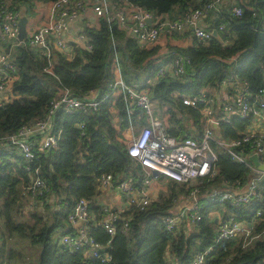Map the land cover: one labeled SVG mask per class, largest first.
Listing matches in <instances>:
<instances>
[{"label":"trees","instance_id":"obj_1","mask_svg":"<svg viewBox=\"0 0 264 264\" xmlns=\"http://www.w3.org/2000/svg\"><path fill=\"white\" fill-rule=\"evenodd\" d=\"M29 1L13 0L14 4ZM115 1H128L155 14H168L172 19H179L211 0ZM3 2L0 0V5ZM243 7L241 16L226 8L217 18L209 15L212 34L207 43L193 38L191 46H170L160 62L153 58L158 52L157 47H144L117 25L110 27L103 19L99 28L84 27L93 51L75 46L74 59L58 51L48 58L43 49L29 44L17 49L13 58L16 67L13 100L0 105V264H169L168 250L180 262H188L195 253L214 244L217 223L210 215L213 209L226 207L243 220L257 216L264 206V199L256 200L246 208H234L219 198L211 201L204 197L201 222L192 226L189 234L183 231L174 233L167 229L165 219L174 213L179 198L187 194L188 188L170 179L166 189L144 209L132 207L128 214L133 219L127 227L124 223H116L114 235L108 234L101 225L90 227V234L98 242L107 244L111 241L112 260L103 263L99 259L87 258L80 249L74 252L64 250L59 238L72 231L67 218L80 198L91 200L92 210L100 213L96 197L100 193L99 177L102 173L113 174L116 178L130 173L138 184L145 175L141 164L128 153L123 133L129 122L121 97L110 95L97 111L89 114L59 112L55 122V129L61 131L57 149L40 154L33 163H27L7 139L21 127L43 118L60 89L67 88L84 96L98 88L106 95L107 84L112 79L114 50L119 55L127 82L142 84L149 89L168 133L177 139H198L206 124L203 107L201 104L196 107L185 105V97L211 93L230 77L235 81H247L254 97L264 95V0H253ZM253 8L258 14L256 17ZM179 35L185 34L170 36ZM177 55H185L191 60L185 75L174 77L168 71L148 84L153 73ZM49 68H52L51 72ZM218 112H221L220 108ZM132 116L136 117L138 124L145 123L139 110L135 109ZM80 122L85 124L83 137L77 127ZM250 124V118L233 116L229 121H221L215 131L224 139H237ZM216 150L217 175L202 180L204 193L221 190L226 184L238 180L246 181L250 176L245 165L232 160L224 150ZM36 169H39L38 173ZM36 176L49 184L62 208L54 211L46 203L44 213L29 212L26 219L23 215L28 200L23 196V188ZM260 192L264 198V183ZM256 223V231H262L264 215L259 216ZM204 264H264V239L246 246L240 240L218 243Z\"/></svg>","mask_w":264,"mask_h":264},{"label":"built area","instance_id":"obj_2","mask_svg":"<svg viewBox=\"0 0 264 264\" xmlns=\"http://www.w3.org/2000/svg\"><path fill=\"white\" fill-rule=\"evenodd\" d=\"M31 1V0H30ZM29 1V5H30ZM36 11L47 9L48 14L43 24L20 39V6L13 0H4L0 5V96L9 89H13L16 67L13 63L17 49L25 44L44 50L48 58L54 51L66 54L70 59L75 58V46L69 39L72 25L79 19L105 20L111 27L117 25L130 37H134L141 44L149 45L159 41L163 35L188 34L202 43H207L212 31L201 24L204 16L215 15L217 18L222 9H230L241 16L243 4H251L253 0H211L202 8L192 9L187 15L179 19H172L168 14H155L128 1L115 0H32ZM242 1V3H241ZM254 17L258 16L253 8ZM92 26V22L87 23ZM223 28V25H221ZM75 41L83 50L93 51V45L83 29H78ZM191 60L185 55H177L160 66L152 75L151 80L165 76L168 71L172 76L185 75ZM52 68L48 71L51 72ZM112 79L107 84L108 93L102 94V89H94L84 96L76 95L72 90L63 88L58 91L43 118L37 119L21 127L7 139L10 145L27 162L33 163L40 154L57 149L61 139V131L55 129L56 117L59 112L73 114L77 112L89 114L97 111L100 105L110 95L121 97L125 104L129 127L126 139L129 155L137 160L145 171L142 180L137 183L132 174L128 173L116 178L113 174L102 173L99 177V197L106 191H115L125 200L124 209H115L107 203L102 204L99 214L92 210V201L80 198L69 213L67 222L71 230L59 238V244L66 251H83L87 258L99 259L103 263L112 260L109 243L101 244L91 234L92 225H101L108 234L117 231L116 223H124V227L133 219L128 214L132 207L144 209L153 200L151 188L160 175L184 184L187 194L179 198L186 201L185 207L177 210L165 219L168 230L189 234V226L200 223L203 219L204 197L211 201L219 198L227 201L234 208H246L256 200L264 199L260 188L264 183V169L257 167L250 156L257 154L264 163V126L253 127V123H260L264 119V95L254 97L247 81H235L233 77L224 79L219 89L211 93L202 92L194 97H185V105L192 107L202 105V113L206 119L204 130L198 139H177L170 135L165 120L160 117L151 100L149 89L142 84H130L123 72L119 55L114 50L112 63ZM5 102L0 101V105ZM218 108L221 112H218ZM141 112L145 123L138 124L132 116L134 110ZM233 116L250 118L251 124L243 135L237 139H224L215 131L221 121H229ZM81 136L86 134L85 124H77ZM220 148L229 153L232 160L245 165L249 171L246 181L238 180L226 184L221 190L211 192L202 191V180L214 178L217 175L216 162ZM37 173L39 169L35 170ZM23 196L28 200L26 212L42 211L45 204H50L54 211L62 208L49 184L40 176L34 177L23 188ZM45 198L43 200L42 198ZM41 199V200H40ZM123 214H127L126 217ZM264 215V206L252 220L239 219L235 213L222 215L219 218L214 244L206 250L194 254L188 262H180L175 254L167 251L169 264H204L206 257L218 243L223 241L240 240L244 246L264 239V229L256 231L259 216Z\"/></svg>","mask_w":264,"mask_h":264},{"label":"crops","instance_id":"obj_3","mask_svg":"<svg viewBox=\"0 0 264 264\" xmlns=\"http://www.w3.org/2000/svg\"><path fill=\"white\" fill-rule=\"evenodd\" d=\"M20 20L21 19H26V32L29 35L30 32H32L34 29L38 28L40 25L43 24L44 20L47 17L48 11L47 9H41L39 11H36V9L33 7V1H30L26 4H23L20 6ZM92 22L93 27L99 28L100 27V19H94V18H89V19H79L76 21L69 32V39L73 42V45L79 48H82L79 43L75 41L76 39V34L78 29H83L86 25H88V22ZM210 22L211 19L208 18V16H204L201 19V24L205 27L208 28L210 27ZM194 44L193 38L189 36L188 34L185 35H179L177 37L175 36H170V35H163L158 42L154 44H149V45H144V47L151 49V48H158V52L156 55H154V59H158L162 61L165 58V54H167L168 49L170 46H176V47H187L191 46ZM160 57H162L160 59ZM13 89H9L6 93H4L2 96H0V101L1 102H9L13 100ZM253 127H262L264 126V119L260 121V123H253ZM129 134L128 130H125L123 135L124 137H127ZM126 142V141H125ZM163 175H158L156 180L153 183V186L151 188L152 196L154 197V200H156L160 193L165 190V188L162 186V184L159 183L160 179H162ZM164 177V176H163ZM96 201H101L102 204L107 203L109 205L114 206L115 209H124L126 207L125 200L122 196L118 195L117 192L115 191H106L102 193L101 199L99 196L96 197ZM186 201H183L181 199L178 201V205L176 206V209H174V213L185 207ZM100 206V205H99ZM101 207V206H100ZM225 214H230V211L226 207L218 206L215 209H213L210 212V215L212 216V219L215 223H217V226L219 224V218L222 215Z\"/></svg>","mask_w":264,"mask_h":264},{"label":"water","instance_id":"obj_4","mask_svg":"<svg viewBox=\"0 0 264 264\" xmlns=\"http://www.w3.org/2000/svg\"><path fill=\"white\" fill-rule=\"evenodd\" d=\"M214 34H216V32L214 31ZM27 37V32H26V19H21L20 21V39H25ZM215 129H218V126L214 125ZM250 160L253 161V163L259 167L260 169H264V163H262L260 161V158L257 154H254L252 156H250ZM154 176H158L160 175L158 170H154L153 171Z\"/></svg>","mask_w":264,"mask_h":264},{"label":"rangeland","instance_id":"obj_5","mask_svg":"<svg viewBox=\"0 0 264 264\" xmlns=\"http://www.w3.org/2000/svg\"><path fill=\"white\" fill-rule=\"evenodd\" d=\"M154 107H155V104H154ZM155 108H156L157 111H159L157 107H155ZM168 182H170V179H169L168 177H166V176H164V178L160 179V181H159V183L162 184V186H163L165 189H166V187H167V183H168ZM28 213H29V212H25V215H23L26 219L30 216V215H28ZM25 218H24V219H25ZM183 225L189 227V232L192 231L193 227H192V226H189L188 223H184Z\"/></svg>","mask_w":264,"mask_h":264}]
</instances>
